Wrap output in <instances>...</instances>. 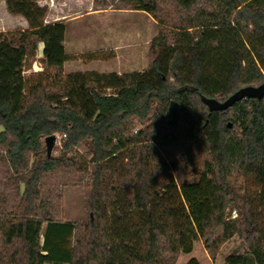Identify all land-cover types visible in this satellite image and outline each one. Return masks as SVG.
<instances>
[{
  "label": "trees",
  "instance_id": "obj_1",
  "mask_svg": "<svg viewBox=\"0 0 264 264\" xmlns=\"http://www.w3.org/2000/svg\"><path fill=\"white\" fill-rule=\"evenodd\" d=\"M41 1L5 0L29 27L0 33V264H175L199 240L215 260L235 235L248 250L226 264H264V97L204 101L264 83V0H172L177 22L160 0H126L160 29L149 69L124 74H64L67 25ZM178 155L197 180L177 183ZM239 175L256 188L238 191ZM88 179V222L63 220L62 187Z\"/></svg>",
  "mask_w": 264,
  "mask_h": 264
},
{
  "label": "rangeland",
  "instance_id": "obj_2",
  "mask_svg": "<svg viewBox=\"0 0 264 264\" xmlns=\"http://www.w3.org/2000/svg\"><path fill=\"white\" fill-rule=\"evenodd\" d=\"M41 4L48 7L45 22L51 23L56 20H67L65 36V47L70 59L64 64V74L71 72L96 71H117L122 74L132 71H144L149 69L151 62L149 51L147 52V40L154 39L159 32L157 20L151 14L132 9L126 0H43ZM161 10L157 16L165 17L171 22H177L178 11L172 0H160ZM81 19L69 21L75 17ZM27 20L17 14L8 11L5 0H0V33L7 34L12 31L26 30ZM135 30L134 35L138 37L139 44L134 49L136 54L127 46L116 48V45L123 44L131 37L130 30ZM136 39V38H134ZM144 39V40H142ZM93 43V48L89 47ZM88 44V45H86ZM144 44V45H142ZM140 46V47H138ZM145 46V48H142ZM128 49V50H127ZM40 52L35 57H29L24 67V75L28 80H35L39 71H43L45 65L40 57ZM131 53V54H130ZM191 51L190 54H192ZM53 70V69H52ZM184 74L187 65L182 69ZM138 126H140L138 124ZM57 135V142L52 154L58 155L60 150L61 135ZM46 147V143H45ZM176 166L172 169L175 180L178 184L187 181H195L198 176L191 173V167H187L181 156L174 161ZM235 188L242 194L247 188L255 189L252 181L239 175L233 179ZM91 189L90 180L79 185H66L62 187L63 202L61 218L63 220L76 221L78 224H86L89 219L88 198ZM230 220L236 219L239 212L236 208L228 211ZM45 229V226H44ZM73 239L70 238L67 247H70ZM248 246L239 236L235 235L226 241L220 248L215 260L205 248L201 240L194 243L190 253H181L175 264H187L195 258L199 264H226V258L231 253H246ZM51 264V263H46Z\"/></svg>",
  "mask_w": 264,
  "mask_h": 264
},
{
  "label": "water",
  "instance_id": "obj_3",
  "mask_svg": "<svg viewBox=\"0 0 264 264\" xmlns=\"http://www.w3.org/2000/svg\"><path fill=\"white\" fill-rule=\"evenodd\" d=\"M264 97V83H261L258 86H244L233 93V95L229 96L227 99L225 98L224 101H220L215 98H207L205 99V103L208 105L209 109L211 111L215 110H225L234 105L236 102L244 99V98H257L262 99ZM179 104L175 101L171 103L170 109L172 110L173 118L172 123H176L178 121V111L177 107ZM46 143V149L47 153L50 156L53 152V149L57 142V135L53 134L50 136H47L45 138Z\"/></svg>",
  "mask_w": 264,
  "mask_h": 264
},
{
  "label": "crops",
  "instance_id": "obj_4",
  "mask_svg": "<svg viewBox=\"0 0 264 264\" xmlns=\"http://www.w3.org/2000/svg\"><path fill=\"white\" fill-rule=\"evenodd\" d=\"M142 13H145V14H148L147 12H144V11H142ZM78 19H81V16H78V17H75L74 19H72V20H69V21H75V20H78ZM57 21H59V20H56V21H54V22H57ZM60 21H64L65 23H66V21L67 20H60ZM54 22H52V23H54ZM68 22V21H67ZM46 23H51L49 20H47V22ZM66 25H67V23H66ZM29 26V25H28ZM28 29V28H27ZM67 29V28H66ZM130 32H132L130 35H131V37H133V39H131V38H128V35H127V39H126V42L123 44V42H121V44H119V45H116L115 47L116 48H121V47H124V46H127V48L129 49V47H130V49L132 50L131 52H132V54L131 55H135L136 54V52H135V48L137 47V45H140L139 43V40L138 39H140L139 38V36L138 37H135V35H134V32H135V30H133V29H131L130 30ZM66 34V33H65ZM134 38H136V39H134ZM142 40H144V39H142ZM150 40H147V42H146V47H147V52L149 51V49H150ZM86 45H88V44H86ZM142 45H144V44H142ZM64 46H65V44H64ZM89 47H91V48H93L95 45L93 44V43H89V45H88ZM43 47H44V44L43 43H40V45H39V49H38V52H40V50H41V53H40V57H42V53H43ZM138 47H140V46H138ZM142 48H145V46H143ZM65 49H66V47H65ZM127 49V50H128ZM66 53H67V56H68V58L70 59V57H69V55H68V52H67V50H66ZM68 59V60H69ZM67 60V61H68ZM67 61L64 63V64H66L67 63ZM93 71H96V70H93ZM97 72H101V73H110V72H117V71H109V72H106V71H97ZM133 72V71H132ZM119 74H122V73H120V72H118ZM127 73H129V72H127Z\"/></svg>",
  "mask_w": 264,
  "mask_h": 264
},
{
  "label": "built area",
  "instance_id": "obj_5",
  "mask_svg": "<svg viewBox=\"0 0 264 264\" xmlns=\"http://www.w3.org/2000/svg\"><path fill=\"white\" fill-rule=\"evenodd\" d=\"M64 136H65V134H64Z\"/></svg>",
  "mask_w": 264,
  "mask_h": 264
}]
</instances>
